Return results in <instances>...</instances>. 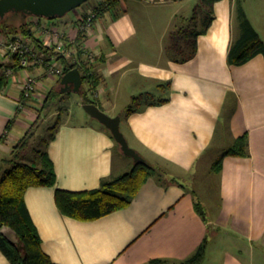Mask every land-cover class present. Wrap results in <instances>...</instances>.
Wrapping results in <instances>:
<instances>
[{
	"label": "crops",
	"instance_id": "crops-1",
	"mask_svg": "<svg viewBox=\"0 0 264 264\" xmlns=\"http://www.w3.org/2000/svg\"><path fill=\"white\" fill-rule=\"evenodd\" d=\"M103 1L91 0L86 8L74 9L52 23L64 26L74 37L76 21L89 7ZM183 2L117 0L116 6L96 17L84 38L83 46L95 53L92 60L100 74L90 97L107 114L114 111L121 115L120 127L129 145L166 176L162 180L147 178L130 205L101 217L80 220L62 214L55 202V188H96L103 178L127 171V161L126 155L114 148L110 131L89 115L84 121L69 117L59 121L46 149L55 185L29 186L24 192L41 247L55 263L181 260L205 239L206 252L200 264H264V54L242 64L228 63V47L235 35L234 0H218L213 5L214 18L206 31L197 35L196 52L190 59L179 61L182 55L167 53L165 44L159 49V60H148L142 54L146 38L139 37L153 32L141 27L150 17L148 9L169 10L162 29V35L167 36ZM245 11L264 40V32ZM29 20L42 42L33 18ZM44 68L34 69L36 76L44 75L41 80L60 86ZM167 81L170 88L160 91L158 83ZM13 85L14 89L9 84L0 91V175L13 145L41 115L32 101L23 104L19 100V88L16 82ZM148 93L169 99L161 104L142 100L139 103L145 107L122 119L132 97ZM120 101L125 103L123 108L115 110ZM12 118V125L6 128ZM244 133L250 154L226 155L221 169L212 171L220 152ZM208 152L212 163L199 177L198 166ZM211 174L215 177L210 178ZM196 200L205 209V219L195 208ZM0 264H10L1 250Z\"/></svg>",
	"mask_w": 264,
	"mask_h": 264
},
{
	"label": "trees",
	"instance_id": "trees-1",
	"mask_svg": "<svg viewBox=\"0 0 264 264\" xmlns=\"http://www.w3.org/2000/svg\"><path fill=\"white\" fill-rule=\"evenodd\" d=\"M216 1L218 0H198L191 16L187 20L188 22L178 27L176 26L168 33L169 45L167 49L174 50L176 53H182L179 61L188 60L195 54L196 37L198 34L204 33L213 20V5ZM116 5L117 0H104L98 6H93V9L97 17L111 6ZM32 17V15L22 16L16 28L10 27L1 21L0 29L5 32L8 38L16 33L29 36L47 53L48 58L46 61L48 63L51 61L52 56H56V59L64 65L62 75L68 70L78 67L82 73L83 83L86 82L87 85V87L82 86L81 102L96 103L90 95L93 94L92 92L97 87L100 74L94 68L93 60L88 57L87 49L81 45L84 33H77L75 37L77 53L73 60H69L59 55L52 47L42 45L41 38L35 35L34 29L31 26L32 21L28 19ZM237 18L239 32L238 35L232 37L227 52V61L230 64H242L258 53L264 54V40L252 25L241 5L237 12ZM198 20L201 21L199 28L194 25ZM45 66H47L46 63ZM62 75L56 77L55 83H60ZM44 77V75H41V78L38 79L41 80ZM8 79V76L0 73V91L6 88ZM53 87L54 85H51L48 89L41 108L47 105L54 91ZM157 88L160 91H165V89L170 88V84L168 81L160 82ZM33 99L24 96L22 92L19 93V100L23 104H27ZM168 99V96L153 98L149 93L143 96H134L132 97V102L122 115V119L135 109L145 107L139 103L142 100H147V104H161L168 101ZM39 119L40 115H37L34 123L18 139L17 143L13 145L11 157L6 160L7 166L0 175V227L3 225L9 227L14 231L17 238L12 243L0 232V250L10 261V264H58L53 262L49 255L43 251L40 235L30 217L24 200V192L29 186H53L56 182L54 167L46 149L49 141L55 134L58 126L57 123L49 126L39 136L38 144H43L42 149L39 147H32L31 151L27 149L28 142L36 137V130L34 128H37L36 123ZM13 121L14 119L12 118L6 128H9ZM114 148L119 150V145L116 142ZM29 152L33 155H30ZM249 154L248 136L247 133H244L235 137L220 152L213 162L211 170L219 171L221 169L222 159L226 155L248 156ZM165 175L166 173L161 168L144 160L143 163L132 164L131 168L122 174L103 178L100 181V185L96 188L79 191L55 188L54 198L62 214L80 220H91L114 210L127 207L147 178L155 177L158 180H162ZM195 208L205 219L206 212L200 201H195ZM206 244L207 241L204 239L185 259L170 260L158 258L152 259L146 264H160L169 261L174 264H200L205 256Z\"/></svg>",
	"mask_w": 264,
	"mask_h": 264
},
{
	"label": "rangeland",
	"instance_id": "rangeland-1",
	"mask_svg": "<svg viewBox=\"0 0 264 264\" xmlns=\"http://www.w3.org/2000/svg\"><path fill=\"white\" fill-rule=\"evenodd\" d=\"M184 1L181 6V8L176 9L177 12L179 13L178 16L172 21V25L170 26L171 30L174 29L176 26H180L182 24H186L188 21V16H191L193 8L195 6V4L197 3L198 0H182ZM241 2V3H240ZM88 3H91V0L86 1L85 3H83L82 5L74 8V9H84L86 8V5ZM240 5L243 7L244 11L245 9L247 10L248 14L251 16L254 25L261 30V32H264V0H234L233 3V11H234V26H235V35H238L239 32V22H238V18H237V12L240 8ZM74 9L70 10L69 12H67L65 14L64 17L69 16L72 11H75ZM169 12V10L167 8H162V7H153V8H149L148 9V14H150V17H147L145 20V22H143L141 24L142 28L147 29V31H150L149 29L153 30V32H149L147 34H139L140 38H146V40H144V48L145 51L142 52V54L144 55V57L148 60H152V61H157L160 59V56L158 55L159 49L160 47H164V45L166 44V46L169 45V39H168V35L164 36L162 35V29L163 27L166 25V21H164V15H167ZM246 12V11H245ZM183 16L186 17V19L183 20V18H181ZM21 14L20 13H14V12H10L8 14H6L2 19H0V22L3 21L5 24L9 25L10 27H15L19 24V22L21 21ZM248 17V16H247ZM30 19V18H28ZM57 19L59 18H55V19H50L49 21L52 22H56ZM180 22V23H179ZM175 25V27H173ZM197 28H199L201 26V21L198 20L196 22V24H194ZM5 35V32L1 31ZM264 37V35H263ZM167 53H176L174 52V50H169L166 49ZM182 54V53H181ZM15 77H10L8 79V85L10 84L11 86L13 84H15ZM40 89L38 90V96L37 99L38 100H31L33 105H35L36 107L40 108L39 110L35 109L36 113L40 112V119L38 120V122L36 123L37 128H34V130H36V137H34L33 139H31L28 142V150L31 151L32 147L34 148H40L42 149V145L38 144L39 143V136L41 135V133H43L44 130H46L49 126L58 123L59 121H62L64 119H71V121H84V119H86L87 117V113L85 112V110L82 107V102H81V94L79 92H75V91H66V92H60V86L57 85L55 87H53V92L51 97L49 98L47 105H45V107H42V102L43 99L48 91V89L51 86V82L48 79H44L40 81ZM14 86V85H13ZM12 86V89H14V87ZM83 86H86V82L83 83ZM55 93V94H53ZM124 100V99H122ZM38 101V102H35ZM35 103V104H34ZM123 104L122 101H120V103H118L117 105V109L115 110H121L123 108ZM102 107V106H101ZM111 116H114V111H111L110 113H108ZM90 119V118H89ZM33 153V150H32ZM31 152H29L30 155H33ZM210 152L206 153L202 160L203 162H200L199 166H198V176L200 177L201 174H203L205 172V166H209L211 162V160H208L210 158ZM119 159V158H117ZM124 159H126L127 161V169H130L133 163V159L129 156L124 157ZM214 161V160H213ZM209 163V164H208ZM208 164V165H207ZM5 165L7 166V163H5ZM125 170V169H124ZM166 176V175H165ZM164 176V177H165ZM163 177V178H164ZM215 177V174H211L210 178ZM184 182L188 183L189 181L187 179H183ZM190 183V182H189ZM188 183V184H189ZM191 185V183H190ZM193 185V184H192Z\"/></svg>",
	"mask_w": 264,
	"mask_h": 264
},
{
	"label": "built area",
	"instance_id": "built-area-1",
	"mask_svg": "<svg viewBox=\"0 0 264 264\" xmlns=\"http://www.w3.org/2000/svg\"><path fill=\"white\" fill-rule=\"evenodd\" d=\"M32 18L38 27V31L43 35L42 45L52 47L59 55L73 60L77 53L75 37L77 33L82 32L85 38L93 26L96 12L93 7H89L85 14L76 21L73 25L76 33L74 37L68 34L64 26L53 24L48 18L38 16ZM40 18H43L45 22H41ZM87 53L90 59L95 54L89 50ZM47 58V53L29 36L16 33L8 38L0 32V73L8 76V78L15 77L14 81L24 96L35 99L39 94L38 90L41 84L34 69L46 63L47 66H45L44 71L48 77L56 78L62 75L64 71L62 62L56 59V56H52L48 63Z\"/></svg>",
	"mask_w": 264,
	"mask_h": 264
},
{
	"label": "water",
	"instance_id": "water-1",
	"mask_svg": "<svg viewBox=\"0 0 264 264\" xmlns=\"http://www.w3.org/2000/svg\"><path fill=\"white\" fill-rule=\"evenodd\" d=\"M88 0H0V19L10 12L20 13L22 16H38L48 19H54L64 16L70 10L82 5ZM60 92L75 91L81 92L83 78L78 67H74L65 72L60 79ZM85 112L104 125L111 133L115 142L119 145L120 151L133 159L134 163H143V156L132 146L121 130V115L111 116L102 110L94 102H83ZM0 232L12 243L17 238L13 230L3 225Z\"/></svg>",
	"mask_w": 264,
	"mask_h": 264
}]
</instances>
